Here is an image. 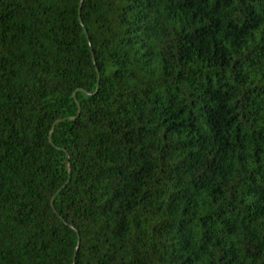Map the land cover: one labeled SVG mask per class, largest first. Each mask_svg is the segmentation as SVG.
<instances>
[{"label": "trees", "instance_id": "trees-1", "mask_svg": "<svg viewBox=\"0 0 264 264\" xmlns=\"http://www.w3.org/2000/svg\"><path fill=\"white\" fill-rule=\"evenodd\" d=\"M0 264H264V0H0Z\"/></svg>", "mask_w": 264, "mask_h": 264}, {"label": "water", "instance_id": "water-1", "mask_svg": "<svg viewBox=\"0 0 264 264\" xmlns=\"http://www.w3.org/2000/svg\"><path fill=\"white\" fill-rule=\"evenodd\" d=\"M79 5H80V1H79Z\"/></svg>", "mask_w": 264, "mask_h": 264}]
</instances>
